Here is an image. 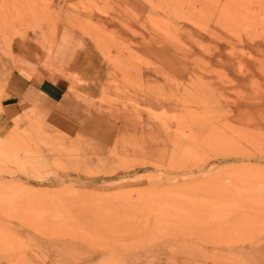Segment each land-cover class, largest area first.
<instances>
[{
  "label": "rangeland",
  "instance_id": "obj_1",
  "mask_svg": "<svg viewBox=\"0 0 264 264\" xmlns=\"http://www.w3.org/2000/svg\"><path fill=\"white\" fill-rule=\"evenodd\" d=\"M40 65L83 115L0 129V264H264V0H0V113Z\"/></svg>",
  "mask_w": 264,
  "mask_h": 264
},
{
  "label": "crops",
  "instance_id": "obj_2",
  "mask_svg": "<svg viewBox=\"0 0 264 264\" xmlns=\"http://www.w3.org/2000/svg\"><path fill=\"white\" fill-rule=\"evenodd\" d=\"M95 54L94 51H85L80 54L81 56L69 59V62L60 56L57 60L64 63L63 66L68 68L69 73L77 74L82 78L87 76L96 65ZM54 75L45 71L43 65L38 66L31 74L19 72L11 80L9 97L5 100L4 108L0 113V129H7L6 125L9 120L18 115L26 106L42 113H49L60 121L66 118L81 119L83 114L78 113V117L77 111H73L70 106L75 102L70 97L72 93L69 90L70 81L60 75Z\"/></svg>",
  "mask_w": 264,
  "mask_h": 264
}]
</instances>
